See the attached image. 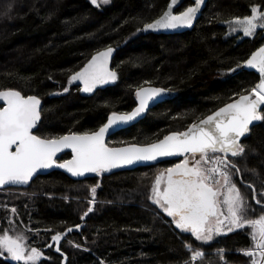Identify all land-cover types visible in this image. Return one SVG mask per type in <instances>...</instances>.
I'll list each match as a JSON object with an SVG mask.
<instances>
[{
  "label": "trees",
  "instance_id": "obj_1",
  "mask_svg": "<svg viewBox=\"0 0 264 264\" xmlns=\"http://www.w3.org/2000/svg\"><path fill=\"white\" fill-rule=\"evenodd\" d=\"M169 2L109 0L96 7L91 0H0V90L39 97L44 135L59 136L95 132L112 113L132 111L139 89L164 88L173 97L111 137L109 145H147L186 130L259 82L258 75L243 69V62L264 44L262 32L247 37L232 32L229 21L249 15L253 6L264 9V0H209L192 31L147 34L145 25L159 18ZM191 5L186 1L177 13ZM109 47L116 49L114 86L84 96L79 87L69 85L72 74ZM242 143L245 154L236 160L239 183L264 191V121ZM68 158L70 154L64 156ZM159 165L82 181L54 171L28 188L0 190V227L8 213L3 206L13 198L9 191H24L28 197L13 202L21 226L45 236L46 243H35L30 235L31 246L46 247L48 259L40 264H64L65 256L66 264H185L191 255L185 248L187 234H180L147 197ZM84 183H101L99 199L106 202L81 219L88 206L82 200ZM69 227L72 232H67ZM247 231L228 233L203 246L205 257L195 264H249L240 251L252 245ZM56 233L67 234L60 246L64 255L56 246H47ZM70 241L79 247H71ZM221 248L223 261L217 254ZM0 264L17 262L0 258Z\"/></svg>",
  "mask_w": 264,
  "mask_h": 264
},
{
  "label": "snow or ice",
  "instance_id": "obj_2",
  "mask_svg": "<svg viewBox=\"0 0 264 264\" xmlns=\"http://www.w3.org/2000/svg\"><path fill=\"white\" fill-rule=\"evenodd\" d=\"M91 3L100 7L109 0H91ZM202 3L203 0H193L194 6L174 14L178 0H170L168 11L155 22L146 24L145 30L191 27ZM258 27L264 29V9L259 5L253 6L249 15L229 21L231 31H242L244 36H252ZM113 51L109 47L93 55L69 77V85L79 82L83 92L91 93L98 86L115 82L117 73L109 67ZM243 63L259 73V82L251 89H245L246 94H239V99L192 122L186 130L172 132L144 146L112 148L106 145L105 138L135 120L150 104L163 102L164 89L138 90L137 107L131 113H112L96 132L59 136L44 135L41 100L37 96H25L13 89L0 90V101L3 102L0 105V189L27 185L38 172L53 167L64 169L74 177H83L86 173L101 174L138 162L182 157L180 162L155 177L149 199L160 213L171 218L168 222L180 234H187L185 248L191 255L185 264L202 260L205 252L201 248L217 237L239 230H248L252 241V247L243 249V254L253 258L251 264H264V211L258 217L251 215L255 209L234 182V175L240 174L241 169L232 159L245 154L241 138L250 133V126L264 121V47ZM68 90L64 89L65 92ZM65 149L71 150V159L60 162L57 154ZM246 186L252 190V199L264 210V191L258 192L252 184L246 183ZM98 187L90 189V205L96 202ZM92 211L89 207L81 219ZM11 213L15 216L17 209L12 207ZM8 223L11 225L14 221L9 219ZM28 230L38 233L35 229ZM72 231L71 227L67 229V232ZM63 235L65 233H56L51 240L58 244ZM28 239L25 232L14 228L0 231V258L17 264H40L43 251L31 246ZM195 242H199V247L194 246ZM56 251L61 252V249L56 247ZM223 252L221 248L217 254L223 258ZM61 255L64 254L61 252Z\"/></svg>",
  "mask_w": 264,
  "mask_h": 264
},
{
  "label": "water",
  "instance_id": "obj_3",
  "mask_svg": "<svg viewBox=\"0 0 264 264\" xmlns=\"http://www.w3.org/2000/svg\"><path fill=\"white\" fill-rule=\"evenodd\" d=\"M186 1H191V2H192V5H191V6H194V4H193V0H178V4L173 8V12H174V14H178L177 11H178V10H179V9L185 4ZM208 2H209V0H203V3H202L201 6H200V11L197 13L196 18L194 19L193 24H192L191 27H184V28H181V29H160V30H158V31H154V30H151V29H147V30H146V33H147V34H155V35H164V36H175V35H180V34H184V33H186V32L192 31V30L194 29V27L196 26L197 22L199 21V19L202 17V14H203V12L205 11ZM169 3H170V2H169ZM168 6H169V4H168ZM168 6H167L166 10L164 11V13H165L166 11H168ZM184 10H185V9H184ZM184 10H183V11H184ZM164 13H163V14H164ZM163 14H162L159 18H157L156 20L160 19V18L163 16ZM156 20H154L153 22H155ZM153 22H151V23H153ZM258 29H259V30H262L263 33H262V37H261V38L264 39V29L259 28V27H258ZM258 29H257V30H258ZM247 37H252V38H254V35H252V36H247ZM261 47H264V44H263ZM111 48H112L114 51H113L112 56H111L110 61H109V67H110L111 70H113V71H115V72L117 73V71H116V70L114 69V67H113V61H114V58H115V56H116V49L113 48V47H111ZM106 49H107V48H106ZM106 49H104V50H106ZM258 49H259V48H258ZM258 49H257V50H258ZM104 50H102V51H104ZM257 50H256V51H257ZM256 51H255V52H256ZM253 53H254V52H253ZM253 53H252V54H253ZM250 57H251V56H250ZM250 57H249V58H250ZM243 69L246 70V71H248V72L255 73V74L258 75V77H259V73H258L255 69H250V68H248L245 64L243 65ZM117 76H118V73H117ZM117 79H118V78H117ZM116 82H117V80H116L115 82H110V83L107 84V85L98 86V87H97L93 92H91V93L83 92L82 90H81V92L83 93L84 96H93V95H95L96 93H98V92L101 91V90H105V89H107V88H110V87L114 86ZM73 85L79 87L80 89H82V87H83V85L80 84L79 82H73ZM150 88H158V87H154V86H146V87H143V88H141V89H139V90L150 89ZM161 89H164V88H161ZM164 90H165V92H163V93L161 94V95L164 97V101H163V102L156 103V104H154V105H153V104H150L149 108L146 109L145 112L142 113L140 116H138L135 120L129 122L128 124L122 125L120 128L117 129V131H116L115 134L107 135L106 138H105V143H106V145H107L108 147H112V148L128 147V146H132V145L144 146V145H139V144H129V145H125V146L113 147V146H110V145H109L108 141H109V139H110L111 137H113V136L116 135L117 133H119V132H121V131H123V130H126V129H128V128H130V127H132V126H134V125H136V124H138V123H140L141 121H143V120L146 118V116L148 115L149 111L152 110L153 108H155L156 106H158V105H160V104H162V103H165L166 101L170 100V99L173 97L172 92H171L170 90H168V89H164ZM38 98H39V97H38ZM39 99H40V98H39ZM237 99H239V97H238ZM237 99H235V100H237ZM40 100H41V99H40ZM136 101H137V105H138L137 97H136ZM233 101H234V100H233ZM233 101H232V102H233ZM230 103H231V102H230ZM2 104H3V102L0 101V105H2ZM137 105H136V107H137ZM136 107H135V108H136ZM41 108H43V102H42V100H41ZM135 108H134V109H135ZM134 109H133V110H134ZM133 110H132V111H133ZM132 111H130V112H128V113H131ZM117 114H123V113H117ZM261 122H262V121L254 122V124H253L252 126H250V127H251V130H252L255 126H257L258 124H260ZM98 130H99V129H98ZM98 130H97V131H98ZM95 132H96V131H95ZM250 133H251V131H250ZM250 133L246 134L245 137L241 138V142H242L244 139H246V138L250 135ZM147 145H148V144H147ZM66 154H71V150H70V149H65L63 152L58 153V154H57V160L60 161V162H63V158H64V156H65ZM69 159H71V157H70ZM181 159H182V157H170V158H161V159H158L156 162H138V163H135V164H133V165H126V166H123V167H120V168L112 169V170H110V171H105L104 173L107 174V175H111V174H115V173H119V172L135 171L136 169H138V168H140V167H151V166H156V165L162 164V163L167 162V161H179V160H181ZM66 160H67V159H66ZM54 171H60V172H63V173H65L67 176H69L71 179L76 180V181H82V180H84V179H86V178L94 177V176L97 175L96 173H86L85 176H83V177H74V176L71 175V173H68V172H67L66 170H64V169H60V168L53 167L52 169L42 170V171L38 172V173L33 177L32 181H30L29 184H27V185H14V186H10V187H5V188L0 189V190H7V189H10V188H19V189H20V188H28V187L32 184V182H33L34 180H36L39 176L48 175V174H50V173H52V172H54ZM64 240H65V236L63 235L62 238H61V240L59 241L58 244H57L56 242H53V241H52L51 244H52V245L56 244V247H59V248H60V246H61V244L64 242ZM66 263H67V260L64 261V264H66ZM21 264H22V262H21Z\"/></svg>",
  "mask_w": 264,
  "mask_h": 264
},
{
  "label": "rangeland",
  "instance_id": "obj_4",
  "mask_svg": "<svg viewBox=\"0 0 264 264\" xmlns=\"http://www.w3.org/2000/svg\"><path fill=\"white\" fill-rule=\"evenodd\" d=\"M69 89V88H68ZM67 92H69V90L67 91ZM67 92H65V93H67ZM239 157H235V158H232V159H234L235 161L238 159ZM237 162V161H236ZM173 164H170V165H166V166H162V165H159V166H157L156 168H155V171H156V175H155V177L161 172V171H163L165 168H167V167H171ZM104 172L103 173H101V174H97V176H98V179H101L103 176H104ZM155 177L152 179V181L150 180V183H149V188H148V191H147V197H148V199H149V196H150V190H151V187H152V184L154 183V180H155ZM233 179H234V182L237 184V187L240 189V192H241V194L247 199V202L252 206V208L253 209H255V211L254 212H252L251 213V215L253 216V217H258L260 214H262V211H264V210H262L261 209V207H260V205H257L256 204V202H255V200H253L252 199V190L251 189H249V188H247V186L245 187V186H242V185H240V183H239V175H234V177H233ZM99 185V187L97 188V195H96V202H95V204L94 205H90L89 203H88V201L90 200V199H92V196H91V192H90V189H91V187H93V186H91L90 184H87V183H84V184H82V190L84 189L85 190V194L83 195V198H82V200H84V202L85 203H87V208H86V210L89 208V207H92L93 208V211L91 212V213H89L88 214V216L90 215V214H92L93 212H94V210H95V208H96V206H98L99 204H104L105 202H106V200H100L99 199V191H100V189H101V183H99L98 184ZM10 192V194H12L13 195V198L10 200L11 202H8V204H6L5 206H3V209L2 210H5V211H8V213L6 214V222L3 224V226H1L0 227V231H2L3 229H12V228H14L16 231H23V232H25V234L29 237V239H28V243L30 244V238H31V236L30 235H32L33 237H35V243H46L45 241H46V239L44 238L45 236L42 234V232H40V231H38V233L37 232H34V231H29L28 229H31L30 227H22L21 226V224L18 222V216H20L19 215V213H18V211H17V214L15 215V216H13L12 215V213H11V208L12 207H15L16 209H18V207L17 206H15L14 204H15V202H13V201H15L14 200V198L15 197H28V192H24V191H14V190H11V191H9ZM17 201H19V199L17 200ZM131 201H134L133 199L131 200ZM149 202L151 203V201H150V199H149ZM152 204V203H151ZM153 205V204H152ZM155 206V205H154ZM156 207V206H155ZM158 209V208H157ZM159 210V209H158ZM87 216V217H88ZM87 217H85V218H87ZM9 219H11V220H13L14 221V223L13 224H9L8 223V221H9ZM247 234H248V231H247ZM249 235V234H248ZM65 236L67 237V234H65ZM52 237V236H51ZM217 238H219V237H217ZM216 238V239H217ZM51 239V238H50ZM215 239V240H216ZM214 240V241H215ZM213 241V242H214ZM212 242V243H213ZM69 245L71 246V247H77L76 245H74L73 244V242H69ZM251 247H252V245H251ZM46 248V247H45ZM45 248H39V249H42V251H43V255H42V258H41V261L43 260V259H48V257L46 256V254H45ZM241 251V253L243 254V252H242V250H240ZM244 255V254H243ZM220 255H218V257H219ZM245 256V255H244ZM245 257H247V256H245ZM248 259H249V264H251V260L253 259V258H250V257H247ZM222 259V261H223V258H221ZM256 259H258V257L256 258ZM40 261V262H41ZM198 261H200V260H198ZM197 261V262H198ZM15 262V261H14ZM196 263V262H195Z\"/></svg>",
  "mask_w": 264,
  "mask_h": 264
},
{
  "label": "flooded vegetation",
  "instance_id": "obj_5",
  "mask_svg": "<svg viewBox=\"0 0 264 264\" xmlns=\"http://www.w3.org/2000/svg\"><path fill=\"white\" fill-rule=\"evenodd\" d=\"M257 29H258V28H257ZM259 31L262 32V30H259V29H258V30L256 31V33H254L253 35L256 36V35L259 33ZM262 33H263V32H262ZM70 157H71V154H70ZM68 159H69V158H68ZM63 160H66V159L63 158ZM174 162H175V163H178V162H180V160H179V161H174ZM53 246H56V244H54Z\"/></svg>",
  "mask_w": 264,
  "mask_h": 264
}]
</instances>
